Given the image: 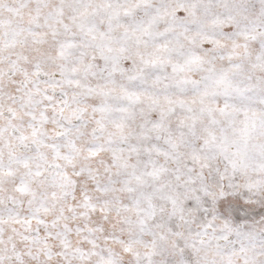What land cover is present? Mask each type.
Instances as JSON below:
<instances>
[{"label":"snow or ice","instance_id":"obj_1","mask_svg":"<svg viewBox=\"0 0 264 264\" xmlns=\"http://www.w3.org/2000/svg\"><path fill=\"white\" fill-rule=\"evenodd\" d=\"M0 264H264V0H0Z\"/></svg>","mask_w":264,"mask_h":264}]
</instances>
